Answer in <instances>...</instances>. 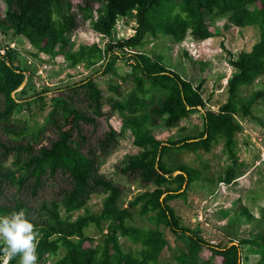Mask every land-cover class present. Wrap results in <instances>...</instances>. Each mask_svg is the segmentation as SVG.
Instances as JSON below:
<instances>
[{
	"label": "trees",
	"instance_id": "trees-1",
	"mask_svg": "<svg viewBox=\"0 0 264 264\" xmlns=\"http://www.w3.org/2000/svg\"><path fill=\"white\" fill-rule=\"evenodd\" d=\"M95 3L100 4L97 15L93 7ZM78 8L83 19L89 20L94 31L102 35L111 34L120 17H132L137 22L136 34L116 46L135 52L132 54L135 58L131 64L134 70L132 79L136 80L139 88L128 99L113 100L111 104L113 110L130 115L129 123L134 142L140 147V151L127 156L117 169L129 181L138 180L144 187H154L152 191L146 190L138 195L131 203L136 205L143 201L142 214L155 211L158 223L165 221L174 233L185 239L187 251L183 254V264H196L202 247L207 243L202 237L191 234L190 229L179 225L175 210L168 203L170 198L184 193L178 194L177 191L192 176L186 167L183 170L188 172L189 179L183 172L174 175L163 162L164 155L181 140L166 144L156 137L153 128L157 122H163L167 127L178 125L190 109L205 106V100L200 91L201 86H194L189 80L159 61H154L138 48L148 32L159 31L173 36L176 40H181L190 33L194 39L204 40L215 35L209 26L215 18L222 16L238 27H260V41L251 51L241 52L239 58L232 63L238 72L228 82V101L219 111L207 110L205 130L198 140H183L185 146L208 150L213 141L223 138L229 155L235 157V134L242 129L235 114L239 111L250 114L258 97L264 94L259 90L254 91L249 98L239 101L235 99L240 85L251 84L264 72V0H81ZM77 15L69 0H0V26L3 31L10 29L16 36H25L39 52L60 53L72 65H94L106 57L105 52L98 43H83L75 49L71 33L78 25ZM112 47L113 45H109L110 49ZM15 56L17 52L12 49L7 50V53H0V123L9 120L23 106L12 94L26 76V69L14 63ZM113 66L114 59H110L107 71L112 70ZM145 80L161 90L162 96L159 99L147 101L137 94ZM66 90L67 94L62 90L55 96L51 115L47 118V121L55 124L57 135L49 145H43L37 151L33 150L39 139V132L32 134V142L26 146H6L0 141V150L3 149L6 155L10 151H16V159L23 162L24 170V174L18 170L17 173L8 171L4 176L13 183L17 181L23 185L30 177L38 182L46 173H65L71 180V187L63 189L61 202L68 210L83 207L94 193H104L106 197L99 216L85 215L69 220L62 218L58 210L50 209L49 218L40 223L32 222L40 236L37 244L38 256L43 259L47 253L57 254L60 246H63L66 254L54 264L157 262L160 251L168 243L163 232L127 225L126 218L130 213L125 208H119L123 186L100 172V160L116 146L122 132L109 127L95 143L89 141L84 133L82 124H95V116H102L104 113L101 88L94 79L88 78L85 82L67 87ZM78 96L91 112L71 106ZM58 109L61 110L59 119L55 117ZM141 110H145L146 114L138 113ZM143 116L148 119L147 126L141 120ZM24 153H27L25 159L22 156ZM166 184L176 186L164 188ZM168 191L174 193L163 198V194ZM21 208L28 210L22 202L11 207L0 205V214ZM101 220L109 221L108 233L104 245L96 246L93 244L94 240L85 235L84 229L91 221L101 224ZM186 231L190 233L187 235ZM119 236L129 237L139 243L143 258L122 251ZM262 239L245 242L263 247L264 255V237ZM212 250L215 254L214 264H242L241 247L237 244L215 247ZM4 255L0 252V264ZM11 264H18V257H11Z\"/></svg>",
	"mask_w": 264,
	"mask_h": 264
},
{
	"label": "rangeland",
	"instance_id": "rangeland-1",
	"mask_svg": "<svg viewBox=\"0 0 264 264\" xmlns=\"http://www.w3.org/2000/svg\"><path fill=\"white\" fill-rule=\"evenodd\" d=\"M76 12L78 25L71 33L75 49L80 44L98 43L105 52V58L94 65L80 63L72 65L62 54H47L37 51L29 40L16 36L10 29L3 31L0 26V53L12 49L17 52L14 63L20 64L25 71V80L13 91V96L23 106L14 112L7 121L0 123V141L6 146L32 142V134L39 132V139L33 150L49 145L55 139L56 127L47 121L51 115L55 96L67 87L94 79L102 90L103 115L95 116V124H82L89 141L95 143L112 127L122 132L118 143L111 152L100 160V172L107 178L123 186L119 208L127 209L130 216L126 218L129 226L145 229H158L163 232L168 243L160 251L157 262L147 264H183L186 254V241L174 233L165 221L158 223L156 212L141 213L143 201L134 205L136 197L154 187H144L137 181H129L119 172L118 165L123 164L129 155L137 154L140 147L134 142V134L130 127V115L127 112L113 110L111 101L125 100L137 90L138 83L132 79L134 70L131 64L135 58L128 48L116 46L119 42L134 36L137 22L132 17H120L111 34L102 35L92 28L89 20H84L78 6L81 0H69ZM100 4H93L95 15ZM215 34L204 40H196L187 33L181 40L162 32L146 33L138 50L146 52L154 61H159L171 71L177 72L182 78L189 80L194 86H201L205 106H196L181 119L178 125L167 127L163 122L154 126V134L164 143L180 141L163 157L165 166L176 175L183 172L189 179L186 167L192 178L185 182L168 203L174 208L179 225L191 230V234L202 237L205 244L196 264H214L213 248L237 244L241 247L242 264H264L263 247L251 240H263L264 237V94L258 97L251 108L250 114L239 111L235 119L242 129L235 134L237 144L235 157L229 155L225 140L213 141L208 150L191 148L184 145L183 140H198L205 130L207 110L219 111L229 99L228 82L238 72L232 64L243 51H251L260 41L259 26L238 27L226 17L215 18L210 24ZM109 45H113L110 49ZM37 52V53H36ZM135 53V52H134ZM110 59H114L112 70L107 71ZM264 93V72L251 84L240 85L236 100L249 98L254 91ZM147 101L159 99L161 90L149 80L143 82L137 93ZM78 98L71 106L91 112L88 105ZM2 102L0 101V108ZM55 117L61 116L58 109ZM138 113L145 115L146 111ZM145 126L146 116L142 117ZM25 159L27 153L22 155ZM16 151L9 153L0 150V205L14 206L17 202L24 203L28 210L25 213L31 222H43L51 215L49 210L59 211L62 218L76 220L80 216H99L104 208V193H94L86 204L78 209L68 210L61 202L63 189L71 187L67 175L58 171L55 175L46 173L38 180L27 178L23 185L5 178L8 171L24 174L23 162L16 158ZM235 175V176H234ZM228 179H231L228 181ZM164 185V188L175 187ZM174 191L163 194V198ZM9 213H1L6 215ZM28 217V218H29ZM108 220L101 224L91 221L84 229L85 235L94 240L96 246H103L108 233ZM187 235L190 233L186 231ZM39 235L36 240L38 244ZM188 240V239H187ZM122 251L143 258L141 245L126 236H119ZM261 242V241H260ZM36 264H54L66 254V248L60 246L57 254L47 253L43 259L38 256ZM19 260V258H18ZM1 264H11V257H1Z\"/></svg>",
	"mask_w": 264,
	"mask_h": 264
},
{
	"label": "clouds",
	"instance_id": "clouds-1",
	"mask_svg": "<svg viewBox=\"0 0 264 264\" xmlns=\"http://www.w3.org/2000/svg\"><path fill=\"white\" fill-rule=\"evenodd\" d=\"M36 236L35 226L22 208L0 215V252L18 257V264H36Z\"/></svg>",
	"mask_w": 264,
	"mask_h": 264
},
{
	"label": "water",
	"instance_id": "water-1",
	"mask_svg": "<svg viewBox=\"0 0 264 264\" xmlns=\"http://www.w3.org/2000/svg\"><path fill=\"white\" fill-rule=\"evenodd\" d=\"M175 175V174H174Z\"/></svg>",
	"mask_w": 264,
	"mask_h": 264
}]
</instances>
